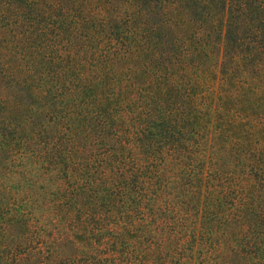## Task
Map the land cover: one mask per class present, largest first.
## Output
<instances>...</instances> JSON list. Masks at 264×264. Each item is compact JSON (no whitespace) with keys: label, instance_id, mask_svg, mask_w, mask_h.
Masks as SVG:
<instances>
[{"label":"trees","instance_id":"obj_1","mask_svg":"<svg viewBox=\"0 0 264 264\" xmlns=\"http://www.w3.org/2000/svg\"><path fill=\"white\" fill-rule=\"evenodd\" d=\"M129 4L0 0V264H264V0Z\"/></svg>","mask_w":264,"mask_h":264},{"label":"rangeland","instance_id":"obj_2","mask_svg":"<svg viewBox=\"0 0 264 264\" xmlns=\"http://www.w3.org/2000/svg\"><path fill=\"white\" fill-rule=\"evenodd\" d=\"M95 1H98V2H99L100 0H95ZM116 1H117V0H116ZM91 2H94V0H91ZM128 2L130 3V4H129V7H132V6H133V3L135 2V0H128ZM113 3H114V1H113ZM108 4H109V6H111V2L108 3ZM115 4H116V3H115ZM129 7H128V8H129Z\"/></svg>","mask_w":264,"mask_h":264}]
</instances>
